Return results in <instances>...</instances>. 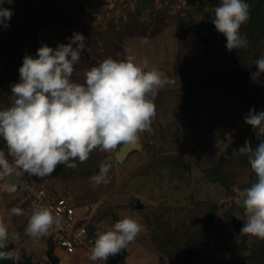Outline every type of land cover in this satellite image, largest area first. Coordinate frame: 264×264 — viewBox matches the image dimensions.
Wrapping results in <instances>:
<instances>
[{"label":"rangeland","instance_id":"obj_1","mask_svg":"<svg viewBox=\"0 0 264 264\" xmlns=\"http://www.w3.org/2000/svg\"><path fill=\"white\" fill-rule=\"evenodd\" d=\"M6 7L13 15L7 22L11 29L0 26V61L5 57L10 66L21 65L22 55L36 56L44 44L53 49L67 44L73 33L79 32L86 37L88 51L82 52L74 65L73 82L84 83L85 72L107 57H132L137 63L147 58L150 69L166 73L173 81L155 97L153 131L140 135L141 149L130 151L121 163L105 162L111 167L109 183L95 186L91 182L107 153L99 149L86 162L76 161L75 168L60 164L48 177L33 176L65 196L78 214L88 215L90 231L111 229L124 217H132L143 225L136 240L119 253L116 264H254L247 258L250 251L230 252L223 247L233 241L234 233L241 236L243 227L231 231L224 214L236 211L238 222H246L238 184L253 178L255 173L247 157L236 150L246 140L251 141L253 148L259 143L244 118L253 108L256 112L264 109V85L261 78L254 82L251 75L247 82L250 72L245 71L249 65L245 63V53L237 55L234 51L224 59L204 50L196 28L200 20H209V2L13 0ZM15 25L28 35L23 36L19 30L13 32ZM11 38L14 41L7 42ZM228 60L233 64L228 66ZM17 82L19 77L12 74L7 101L0 103V110L8 100L11 102V87ZM226 86L238 88V92L233 89L231 94L237 97L224 105L223 92L229 91ZM229 98L232 100L233 96ZM195 140L197 143L192 146ZM231 150L236 153L226 162L228 185L212 181L203 172L209 159L214 155L226 158ZM0 151L7 155L3 138ZM176 157L179 163L175 162ZM8 159L11 161L10 156ZM136 200L142 203L141 207L135 206ZM14 207L23 209L24 215H12ZM211 212L213 221L209 224ZM28 218L20 196L0 192V220L10 237H15V259L25 250L33 261H44L49 243L45 237L26 234ZM199 229L205 231L204 242L187 253L185 244L191 233ZM190 253L192 256H188ZM79 262L73 264H103L89 257L85 263Z\"/></svg>","mask_w":264,"mask_h":264},{"label":"clouds","instance_id":"obj_2","mask_svg":"<svg viewBox=\"0 0 264 264\" xmlns=\"http://www.w3.org/2000/svg\"><path fill=\"white\" fill-rule=\"evenodd\" d=\"M4 3L13 0H0V26L6 28L13 13ZM214 12L212 23L226 37V48H247L249 42L240 32L250 19L246 0H220ZM84 51H88L86 37L74 32L67 44L55 49L44 44L35 57L24 56L19 82L11 87V105L0 110V138L7 145V155L0 151V179L14 174L45 178L60 164L75 168L76 161L86 162L97 149L113 153L121 145L139 143L142 133L153 131L155 97L173 83L167 74L150 69L147 58L137 63L132 57H107L85 72L84 83H76L71 79L74 65ZM255 65L257 71L250 73L254 82L264 74V56ZM244 119L259 143L253 148L246 140L238 150L256 176L255 183L239 192L246 216L240 234L264 240V111L253 108ZM110 170V164H102L91 182L95 186L109 183ZM9 191H16V186L9 185ZM11 213L22 216L24 210L14 207ZM62 220L50 208L34 202L25 232L33 238L50 236L62 229ZM142 231L143 225L132 217L118 220L111 229L97 232L89 259L115 257ZM14 238L0 220V249ZM248 243L251 246V240ZM10 258L12 252L0 250V259Z\"/></svg>","mask_w":264,"mask_h":264},{"label":"trees","instance_id":"obj_3","mask_svg":"<svg viewBox=\"0 0 264 264\" xmlns=\"http://www.w3.org/2000/svg\"><path fill=\"white\" fill-rule=\"evenodd\" d=\"M46 1L55 3L56 0H46ZM189 1H192V0H189ZM199 1L201 2L202 0H199ZM204 1H208L210 7H212L210 12H207V15L209 16V20H200V25L198 24V27L196 28L197 35L202 36V39L200 38V42L202 43L204 50L215 56L220 54L219 56L220 57L223 56L224 59H226L227 57H230L231 53H233L234 51L237 52V55H241V54L243 55L245 53L246 55L245 60L248 58L247 61H249V62L245 61V63L249 64L245 68V71H248L250 73L256 72L257 68L255 65V61L261 56H264V0H246V2L250 6V19L246 24L241 26L240 32L242 35H244L247 38L249 43H248L247 48H242L239 51L236 49L229 51L226 48V42H227L226 37L222 33H219L216 30L215 25L212 23L214 19V15H215L214 10L219 5L220 0H204ZM142 4H145V2L143 1ZM3 7L7 8L6 3L3 4ZM7 28L11 29L9 26ZM18 30H19V27L17 25L12 27L13 32L14 31L18 32ZM19 32L22 33V35L25 37L26 35H28L26 32H24V29H22V31L19 30ZM10 40L14 41V39L11 38V39H8L7 42H9ZM34 57H35V54H34ZM19 60L22 65L23 55L22 57L20 56ZM9 64L10 63L8 59L5 57H3L0 61V103H3L4 100L7 101L5 99V96L7 92L9 91V82H10V78L12 74L17 75L20 79L19 68L21 65L16 63L15 65L12 64L10 66ZM227 64L228 66L232 65L233 61L228 60ZM250 73L249 74L247 73L248 74L247 82L250 79ZM260 78H261L262 84L264 85V74H262ZM231 81L232 79H230V82ZM210 88L212 87L210 86ZM226 89H228L231 92L229 91L223 92L222 100L224 102L223 103L224 105L232 102L237 97L236 95L231 94L233 93L232 91L233 89L238 92V88H229L228 86H226ZM230 95L233 96L232 100H230L229 98ZM226 100H229V101H226ZM10 103L11 102H9L8 100L7 105H5V107L2 108L1 110L9 107L11 105ZM231 105L232 107H236L233 103ZM260 111H264V109L261 108ZM213 134H215L214 131H213ZM196 143H197L196 140L192 142V146L195 145ZM256 146L257 145H255V147ZM238 149L237 150L235 149L236 152H238ZM235 150L234 151L231 150L230 154H228L226 158L215 157V155L211 156V160L209 159L210 164L207 167H205V169L203 170L204 174L207 177H210L211 180L216 183H222L224 185H228L227 172H226L227 168L225 167L227 166L226 162L228 161L227 159L229 158V156H231L232 154H233L232 156L235 155L236 153ZM179 160H180L179 157H176L175 162L179 163ZM192 162L190 161V163ZM190 163L188 164L189 166H190ZM177 168L179 169V173H180L182 171L181 164L177 165ZM27 201L28 203L26 205L29 206V200ZM212 214L213 213L211 212L210 213L211 216L209 217V221H208L209 224L212 223L213 221ZM236 215H237L236 211L233 212L232 210H228L224 214L225 222L227 223V225H229V228L231 229V231L234 230L235 227L244 226L243 222L242 223L238 222ZM84 222L86 223V226L89 228L88 221L84 220ZM204 233L205 231L202 229L196 230V232L194 231L193 234L191 233L188 242L185 244V251L188 250L187 253H189V250H191V247L196 248L199 245L203 244L204 236H205ZM241 236L238 233L237 234L234 233L233 241L227 242L223 247L230 252H240L243 250H248L251 253L247 256L248 259L253 261L254 264H264V240L251 241V246H249L248 240L244 236L242 237ZM48 243H49V246L52 245V242L50 239L48 240ZM191 253L188 256H192ZM120 260H122L121 257H120Z\"/></svg>","mask_w":264,"mask_h":264},{"label":"built area","instance_id":"obj_4","mask_svg":"<svg viewBox=\"0 0 264 264\" xmlns=\"http://www.w3.org/2000/svg\"><path fill=\"white\" fill-rule=\"evenodd\" d=\"M15 177L16 189L29 200L27 207L29 216L35 202L50 208L54 214L63 217L62 229L48 236L52 242V252L58 257L57 264H72V255L79 247L85 248L89 252L94 245L96 235L84 222L88 216L78 214L65 196L53 193L42 180L28 174L15 175ZM5 180L6 177L0 179V189H6ZM102 262L111 264L110 258Z\"/></svg>","mask_w":264,"mask_h":264},{"label":"water","instance_id":"obj_5","mask_svg":"<svg viewBox=\"0 0 264 264\" xmlns=\"http://www.w3.org/2000/svg\"><path fill=\"white\" fill-rule=\"evenodd\" d=\"M142 147V143L139 141V143L130 145L125 144L121 145L117 150H115L113 153H106L103 158L100 160V164L105 163L106 161H116L117 163H121L128 153L132 150H140ZM256 180V176L254 175L253 178L247 180L246 182H242L238 184L239 188H247L251 183H254ZM136 207H141L142 203L139 200H136ZM13 242L10 241L6 248L0 249L3 251H10L12 252L13 258L10 259H0V264H57L58 263V257L53 254L52 250L53 247L49 246L46 251V259L44 261H33L31 257L27 254L25 250H22L21 257L15 259L14 253L12 251ZM120 254L118 253L115 257H110V263L116 264L117 260L119 259Z\"/></svg>","mask_w":264,"mask_h":264},{"label":"crops","instance_id":"obj_6","mask_svg":"<svg viewBox=\"0 0 264 264\" xmlns=\"http://www.w3.org/2000/svg\"><path fill=\"white\" fill-rule=\"evenodd\" d=\"M41 179H43V178H41ZM12 180H13V182H12ZM6 182H5V184H6V189H0L1 191L0 192H7V194H15V195H18V196H20L21 197V199H22V201L24 202V204H25V207H26V209H27V203H28V201H27V199L23 196V194L22 193H20L17 189H16V191H14V192H11V191H9V185H16V177H15V175H12V176H10V177H6V180H5ZM49 188V187H48ZM53 193H55V194H57L56 192H54L52 189H50ZM88 216V215H87ZM88 218V217H87ZM94 232V231H93ZM94 234L96 235V232H94ZM41 238V237H40ZM46 238V240L48 241L49 240V237L47 236V237H45ZM13 242V241H12ZM13 248V247H12ZM87 257H89V252L85 249V248H82V247H79V248H77L76 249V251L73 253V255H72V264L73 263H75V262H77L78 261V263H80L79 261H82L83 263H85L86 262V259H87ZM83 259V260H82ZM140 260V259H139ZM35 261H37V260H35Z\"/></svg>","mask_w":264,"mask_h":264}]
</instances>
